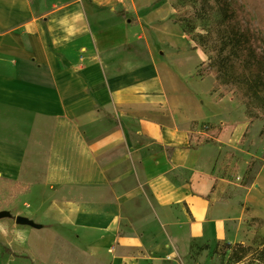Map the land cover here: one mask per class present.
Returning <instances> with one entry per match:
<instances>
[{
    "label": "crops",
    "instance_id": "1",
    "mask_svg": "<svg viewBox=\"0 0 264 264\" xmlns=\"http://www.w3.org/2000/svg\"><path fill=\"white\" fill-rule=\"evenodd\" d=\"M153 1L0 0V176L28 187L34 257L197 264L198 247L264 237V168L240 187L217 162L248 123L226 125L214 77L167 66ZM205 125L224 126L215 143L191 140Z\"/></svg>",
    "mask_w": 264,
    "mask_h": 264
},
{
    "label": "rangeland",
    "instance_id": "2",
    "mask_svg": "<svg viewBox=\"0 0 264 264\" xmlns=\"http://www.w3.org/2000/svg\"><path fill=\"white\" fill-rule=\"evenodd\" d=\"M152 9L158 10V23L156 22L158 25L151 27L152 24H148L146 26L161 32L162 35H154V40L158 44H161V41L165 44V53L162 58L167 66L183 80L185 77L195 74L199 79L207 76L214 77L215 85L210 93V98L215 101L218 111L226 119V125L236 128L240 123H248L249 129L244 134L241 143L234 148L219 149L217 162L220 169H224L229 174L231 182L235 186L256 187L257 175L264 168V108L249 107V104L247 106L245 102L234 96L232 91L224 92L227 87L217 84L214 75L200 76L198 74L203 63H207L208 56L199 48H197L199 52H195L197 50L192 49L194 43L191 41V36L185 34L183 29L173 21L175 18L191 19L197 15L190 0H154L144 13L149 14ZM250 9H252L255 18L259 14L258 6H251ZM196 19L193 20L196 26L195 32H203V24L197 22ZM196 71L197 73H195ZM206 88L204 87L205 90ZM213 127L221 128L218 136L223 132L224 126L214 125ZM25 188L22 187L24 191L21 194H14L8 190L7 183L0 181V211H8L12 215L11 219H0V264H51L42 260L39 249L34 250V257L30 251L31 240L19 231L22 225L15 221L17 216H22L21 197L26 194ZM261 191L262 187L259 190H253L250 199L259 212L264 211ZM262 223L263 221L257 219L250 221V225L255 226L256 229ZM247 239L245 245H254V248H259L263 236L261 237L256 232L251 239L248 241ZM224 244V242H219L217 246L204 245L196 248L194 254L196 256L202 254V257L194 260L198 261L197 264H259L252 257H248L243 262H233L229 258L230 252L226 250Z\"/></svg>",
    "mask_w": 264,
    "mask_h": 264
},
{
    "label": "trees",
    "instance_id": "3",
    "mask_svg": "<svg viewBox=\"0 0 264 264\" xmlns=\"http://www.w3.org/2000/svg\"><path fill=\"white\" fill-rule=\"evenodd\" d=\"M190 3L197 15L173 21L191 36L192 49L199 48L208 56L198 74L214 75L217 84L227 87L224 92L232 91L249 107L264 108V0H190ZM254 5L259 9L255 18L250 9ZM118 14L127 17L124 11ZM194 19L203 24V32H195ZM132 24L137 25L135 19ZM203 128L206 137L191 135V140L198 144L201 141L215 143L221 128L211 125ZM0 181L7 183L11 193L24 191L23 185L17 181L1 176ZM25 191L28 192V187ZM260 244L259 248L242 243L224 245L233 262L252 257L255 262L264 264V237Z\"/></svg>",
    "mask_w": 264,
    "mask_h": 264
},
{
    "label": "water",
    "instance_id": "4",
    "mask_svg": "<svg viewBox=\"0 0 264 264\" xmlns=\"http://www.w3.org/2000/svg\"><path fill=\"white\" fill-rule=\"evenodd\" d=\"M4 218H12V215L10 212L8 211H0V219H4ZM16 223L22 225V226H27L30 225L34 228H39V225L36 224L35 222H33L32 220H30L29 218L23 217V216H17L15 218Z\"/></svg>",
    "mask_w": 264,
    "mask_h": 264
},
{
    "label": "bare ground",
    "instance_id": "5",
    "mask_svg": "<svg viewBox=\"0 0 264 264\" xmlns=\"http://www.w3.org/2000/svg\"><path fill=\"white\" fill-rule=\"evenodd\" d=\"M223 139H225V140H226V139H227V136H223Z\"/></svg>",
    "mask_w": 264,
    "mask_h": 264
}]
</instances>
